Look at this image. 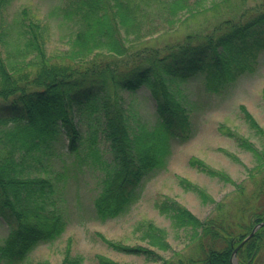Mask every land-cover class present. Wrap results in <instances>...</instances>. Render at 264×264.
Here are the masks:
<instances>
[{"label": "trees", "instance_id": "obj_1", "mask_svg": "<svg viewBox=\"0 0 264 264\" xmlns=\"http://www.w3.org/2000/svg\"><path fill=\"white\" fill-rule=\"evenodd\" d=\"M8 2L0 0V219L8 227L0 244V264H19L39 243L60 235L66 185L70 178L76 181L85 166L98 171L95 214L106 219L129 210L141 196L145 174L165 165L170 141L185 142L195 133L190 108L179 95L180 82L201 76L205 90L219 93L240 73L253 70L257 51L250 49H264V1L238 9L209 31L189 32L181 40L155 46L143 41L154 32L143 31V12L160 10L172 26L181 13L195 15L207 8L208 0H62L49 15L71 31L67 60L47 54L49 28L28 8L22 7L18 20L4 22ZM211 4L210 8L218 5ZM141 86L154 100L151 126L136 121L124 105L122 92ZM239 109L264 147V129L244 104ZM219 130L253 153L255 170L263 174L252 202L263 200L250 211L246 206L252 195L242 203L243 224L224 216L201 220L171 198L156 202L173 227L191 230L194 241V254L164 264H254L262 250L264 225L232 254L253 226L264 221V208L259 209L264 206V149L224 124ZM189 163L229 180L195 157ZM180 183L207 199L198 185L184 178ZM233 223L240 227L237 232ZM144 225L145 236L161 247L167 245L163 228L151 221ZM99 236L117 250L154 254ZM96 257L98 264H120ZM78 261L80 256L72 258L66 252L61 264Z\"/></svg>", "mask_w": 264, "mask_h": 264}, {"label": "rangeland", "instance_id": "obj_2", "mask_svg": "<svg viewBox=\"0 0 264 264\" xmlns=\"http://www.w3.org/2000/svg\"><path fill=\"white\" fill-rule=\"evenodd\" d=\"M263 1L208 0L207 8L195 15L181 13L172 26L166 22V13L146 10L139 16L145 23L143 31L149 28L154 32L146 35L143 41L148 39L150 44L162 46L183 39L189 32L209 31L222 18L238 14V9L242 10ZM61 2L62 0H9L3 10L2 19L6 23H12L15 19L18 20L22 7L28 8L49 28L46 37L47 54L53 60H64L68 58L66 50L69 47L71 31L64 22L49 15L51 8ZM211 2L218 5L210 8ZM14 36L15 33H12L11 38ZM250 51H257L253 70L240 73L232 84L219 93L205 90L201 76L180 82L179 95L190 108L196 127L195 133L185 142L174 139L170 141L165 165L145 174L141 196L128 211L106 219H100L95 214L92 199L98 190V171L92 172L91 167L85 166L83 173L75 178L76 181L70 178L66 185L65 225L60 235L51 241L39 243L19 264H61L66 252L72 258L80 256L81 262L78 261V264H98V254L120 264H164L165 260H183L184 257L194 254L191 230L173 227L171 220L159 211L156 202L165 198L175 200L201 220L210 216H224L229 222L238 221L243 224L244 220L241 219L239 211L242 203L252 195L250 204L246 206L250 211L263 200L259 197V200L252 202L255 199L253 192L257 187L256 183L263 172L255 170L257 162L253 153L241 148L235 138L222 133L219 125L230 127L253 142L256 148L264 149L262 137L249 127L239 109V104H244L264 129V49L258 51L252 47ZM122 94L127 111L134 113L136 121L149 126L155 122L154 100L146 86H141L134 92L124 91ZM191 157L221 171L229 180L209 175L190 165ZM181 178L198 185L212 200L208 197L202 200L197 192L183 187ZM217 203H221L220 209L217 208ZM262 208L264 206L259 209ZM146 221H151L165 230L164 239L168 242L165 247L144 235ZM231 226L234 232L240 229L237 224L233 223ZM7 233V224L0 219V244ZM99 235L126 246L145 248L154 254L117 250L104 242ZM261 245L262 250L256 255L254 264H264V239ZM232 262L237 263V258L232 257Z\"/></svg>", "mask_w": 264, "mask_h": 264}, {"label": "water", "instance_id": "obj_3", "mask_svg": "<svg viewBox=\"0 0 264 264\" xmlns=\"http://www.w3.org/2000/svg\"><path fill=\"white\" fill-rule=\"evenodd\" d=\"M261 225H264V221H260L258 223H256L253 228L251 229V231L249 232V234L244 238L242 239V241L239 242V244L235 247L234 251L232 252V254L235 253V251L237 250V248L245 241L247 240L250 236H252V234L254 233V231L256 230L257 227L261 226Z\"/></svg>", "mask_w": 264, "mask_h": 264}]
</instances>
